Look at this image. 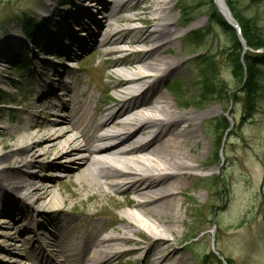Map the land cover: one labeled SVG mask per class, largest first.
<instances>
[{
    "label": "bare ground",
    "instance_id": "1",
    "mask_svg": "<svg viewBox=\"0 0 264 264\" xmlns=\"http://www.w3.org/2000/svg\"><path fill=\"white\" fill-rule=\"evenodd\" d=\"M215 1L229 11L225 0ZM73 2L74 19L69 25L62 22L57 33L60 37L73 30L78 35L71 34L66 56L73 57L85 45L91 46L102 61L111 64V79L107 86L93 90L88 82L79 84L72 73V80L57 82L64 90L61 100L54 78L56 73L63 76L65 70L55 64L52 73L37 78L35 100L21 124L1 127L0 146L9 144L10 149L0 150V211L10 212L6 218H13L14 227L5 226L10 224L6 218L1 221L0 230L8 231L0 233V243L18 247L14 259L1 263L38 264L45 259L53 264L55 256L49 252L55 250L66 264H190L187 252L192 241L183 242L205 230L212 220L206 210L199 226L185 231L181 226H186L184 217L190 212L184 205L194 200L189 192L205 189L199 179L208 175L200 170L209 163L200 158L201 124L215 109L201 111L203 105L193 106L194 101L185 100L180 107L183 111L166 95L173 94L165 85L167 78L189 70V60L179 44L185 33L169 13L176 5L172 0ZM195 2L186 5L188 21L191 10L202 9L207 14L210 9L202 1ZM136 10L134 17L128 14ZM136 18L144 21L139 28L119 26ZM1 46L0 57L15 47ZM52 47L42 51L50 52ZM116 53L124 54L119 56L122 60L110 58ZM33 61L39 66L46 64L43 57ZM69 62L67 66L77 64ZM107 88L113 94L98 96ZM97 97L104 106L92 103ZM49 98L53 104L46 102ZM236 160L238 173L243 175L241 157ZM46 170L62 173L58 190L56 182L42 175ZM36 180L49 184L40 187ZM69 182L77 186V192L67 191ZM198 196L204 199L199 202L200 210L215 209L213 202L206 204L202 193ZM72 197H79L82 205L77 217H68L77 202L71 201L70 210L65 208ZM102 199L118 212L110 213L103 203L98 207L93 202ZM91 202L93 207L87 209ZM8 203L13 207L10 210L4 209ZM46 209L55 213L49 223L54 230L44 223ZM102 211L108 214L107 220L98 219ZM40 229L48 234L43 240L38 236ZM207 259V252L196 258L199 264H206Z\"/></svg>",
    "mask_w": 264,
    "mask_h": 264
},
{
    "label": "rangeland",
    "instance_id": "2",
    "mask_svg": "<svg viewBox=\"0 0 264 264\" xmlns=\"http://www.w3.org/2000/svg\"><path fill=\"white\" fill-rule=\"evenodd\" d=\"M196 0H172L176 6L173 10L169 11L177 22L176 26L179 27V31L182 33L202 30L207 27V18L205 10H191V21L186 20V5H194ZM202 1L204 5H208L206 0ZM68 2V0H52L48 3L47 0H0V45L8 44V46L14 47V51H10L3 54L0 57V78L3 75L11 76L6 79L3 84L7 87L8 91L13 89L14 95L1 98V105L10 106L9 101L14 102L13 106L17 109H7L6 107H0V130L5 125H20L22 119L25 118L26 111L31 110L32 104L35 100V80L32 74L29 72L32 67L33 60L42 58V55L54 54L53 51L45 52L42 49L48 48L47 45L53 43L57 39L53 35H57V31L53 28L58 25V19H64L66 23H70L74 17L69 12H62V4ZM145 4H142L144 6ZM232 8L238 11H242L247 16H253L252 21H256L257 18H261L262 27L264 28V0H232ZM69 8H71L69 6ZM182 8H184L182 10ZM59 10L56 14L53 11ZM51 11V12H50ZM56 20L47 23V18L52 17ZM28 18L33 23L41 22L40 35L41 40L45 46L41 45L34 47L31 41V32L26 33L24 25L28 21ZM72 18V19H71ZM138 24V23H137ZM133 23L132 26H137ZM181 24V25H180ZM34 25V24H33ZM131 25L129 22H121L119 26L126 27ZM190 26V27H189ZM51 27V28H50ZM50 28V30L48 29ZM139 28V27H138ZM137 29V28H136ZM211 35L205 39L203 46L198 48L196 52H193L195 48L186 45L185 36L181 38L180 45H182V51L184 57L189 60V70L178 73L175 77L167 78L165 85L173 94L166 93L171 103H177L175 105L181 107V104L185 100L194 101L193 106L203 105L201 111L207 107H212L215 112L206 116L201 124V137L199 146L203 147V154L200 155L202 162L209 163L208 167L200 170V173L208 175L205 178H200L199 182L204 185L205 189L198 188L195 192H189L193 196L194 200H189L185 203L184 208H187L189 215L185 216V223L182 229L187 231V228L192 232L195 227L199 226L201 216L204 211H208L207 216L212 220L210 225L205 230L195 233L190 237L189 241L183 242L189 243V252L191 255L190 264L194 262L199 264V260H196L197 255L203 252L208 253V259L206 264H264V92L259 95L255 111L250 115L243 113L242 108V86L238 84V80L232 76L229 62L225 61V48L231 45L230 38L227 33H223L218 26H212ZM25 39H24V36ZM21 40L18 43L16 40ZM33 40V39H32ZM9 41V43H8ZM19 46V47H18ZM122 47H125L123 45ZM241 54H247L251 50L245 44L241 45ZM4 49V46L0 47ZM13 48V47H12ZM188 48H193L191 53L185 54ZM187 49V50H186ZM197 49V48H196ZM95 50L90 46L84 47L81 51L77 52V55L68 59L55 58L64 67H67V60L77 61V68L72 72L74 77L77 78V82H88L90 89L101 88L107 86L112 73V66L109 62H104L100 57L95 54ZM185 50V51H184ZM54 51H57L56 49ZM213 53H211V52ZM261 52L262 50L259 49ZM22 55L27 60L28 68L25 67L23 71L16 73L15 68L17 64V57ZM200 54V55H198ZM215 56L216 62V78L215 81L219 82L223 87L222 94L213 95L212 101L205 103L200 102V88L199 84H196L198 80L200 68L197 65L198 60L195 59V55L198 56ZM55 55V54H54ZM37 56V57H36ZM52 56V55H51ZM57 56V55H55ZM124 56L123 53H116L110 58H117ZM31 59V62H30ZM119 60L122 58L119 57ZM30 62V63H29ZM30 64V66H29ZM18 67H22L18 65ZM52 67L44 69L45 73H51ZM260 81L264 83V66H260ZM109 74V76H107ZM100 75V76H99ZM212 75V73H211ZM99 76V77H98ZM211 77V76H210ZM200 78V77H199ZM20 80V81H18ZM72 80V79H70ZM212 81V77L210 79ZM214 81V82H215ZM170 87V88H169ZM173 87V88H172ZM162 88V87H161ZM172 88V89H171ZM164 91V89L162 88ZM106 93L98 94V96L104 97V95L113 94L111 90L107 88ZM98 92V91H97ZM176 92V93H175ZM99 93V92H98ZM100 97V98H101ZM94 105L104 106L105 102L98 100L92 102ZM110 104V102H108ZM107 103V104H108ZM106 104V105H107ZM191 105L186 108L191 109ZM3 108V109H2ZM185 109V108H184ZM184 109L180 108V110ZM44 111H47L45 108ZM43 118L50 117L47 114H42ZM223 117L225 120V132L219 138V142L216 145L219 132H215L214 124L217 119ZM44 123L45 120H40ZM2 138L5 141L6 133H2ZM10 145L0 146V150L9 151ZM241 157L243 164V175L238 173L237 169V156ZM212 161L213 164H212ZM46 179H52L55 184V190L60 188V175L62 174L58 170H49L41 172ZM37 181V180H36ZM40 187H44L49 182L37 181ZM72 190L77 192V186L74 183L69 182L67 184V191ZM56 192V191H55ZM217 192L218 194H216ZM202 193L205 196L206 204L210 202L214 203V208L199 209L198 205L202 199L199 195ZM68 194V192H67ZM113 194V193H112ZM109 194V195H112ZM66 196V194H65ZM83 197V195H80ZM79 197H72L65 205V208L70 210L71 201L77 202L74 212H70L68 217L76 216L77 211L82 208L81 203L78 200ZM96 206L99 207L103 203L104 209L110 213L118 212L117 209L112 208L111 204L106 199L100 201H93ZM38 207L43 208L41 204ZM85 207L91 209L93 203H88ZM12 204H7L4 209H12ZM250 209V211H248ZM10 212L2 213L0 211V223L4 221ZM48 216H44L45 224L49 229L54 230L49 223L55 216L54 211L49 209L45 211ZM198 214V215H197ZM205 215V214H204ZM203 215V216H204ZM108 214L102 211L98 214V219H106ZM11 218V219H10ZM88 218H85L87 220ZM10 224L5 226H13V218H6ZM49 225V226H48ZM6 230H0V233H6ZM205 233V237L201 238V235ZM45 235V236H44ZM47 233L40 229L38 236L40 240H43ZM8 236V235H6ZM9 239V237H6ZM4 238V239H6ZM18 238V237H17ZM6 243V242H3ZM130 246V245H129ZM13 252V251H12ZM27 254V251H23ZM6 250L0 248V255L3 254V259H7ZM14 253V252H13ZM0 264L1 260H0Z\"/></svg>",
    "mask_w": 264,
    "mask_h": 264
},
{
    "label": "trees",
    "instance_id": "3",
    "mask_svg": "<svg viewBox=\"0 0 264 264\" xmlns=\"http://www.w3.org/2000/svg\"><path fill=\"white\" fill-rule=\"evenodd\" d=\"M207 4L210 6L208 11V21L207 27L202 28V30H194L188 33L185 36V44L190 47H194L195 50L202 47L211 34L212 26H218L221 28L223 33H227L230 38L231 45L224 51L225 61L229 62L232 76L238 80V84L242 86L241 88V102L244 113L252 114L253 111L257 108V100H259V95L264 92V83L260 80V66H264V28L262 27L261 18H257L256 21H252L253 16H247L245 13L243 15L242 11H235L236 16L241 22L242 34L245 43L252 49L249 53L241 54V43H239L236 33L233 32V29L227 24V22L222 19L219 12L216 11L213 3L210 0H206ZM232 1H230V5ZM25 28L27 32L34 31L33 29ZM205 41V42H204ZM197 48V49H196ZM193 49V48H192ZM258 49H262L261 52H254ZM191 52V51H190ZM203 55V54H202ZM196 58V57H195ZM215 56L211 55L204 57L197 55L199 66V77L198 81L200 92V99L209 100L213 99V95H220L223 92V87L219 82L215 81L216 78V62ZM212 73V75H211ZM212 81H210L211 77ZM215 81V82H214ZM225 119L220 117L217 119V122L214 124L215 132H219L218 139L216 140V145L221 135L225 132Z\"/></svg>",
    "mask_w": 264,
    "mask_h": 264
}]
</instances>
